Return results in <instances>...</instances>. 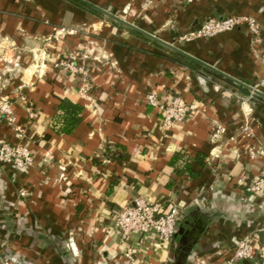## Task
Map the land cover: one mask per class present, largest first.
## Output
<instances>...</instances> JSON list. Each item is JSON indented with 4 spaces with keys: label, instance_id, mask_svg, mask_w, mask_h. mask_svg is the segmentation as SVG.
Listing matches in <instances>:
<instances>
[{
    "label": "crops",
    "instance_id": "crops-1",
    "mask_svg": "<svg viewBox=\"0 0 264 264\" xmlns=\"http://www.w3.org/2000/svg\"><path fill=\"white\" fill-rule=\"evenodd\" d=\"M234 16L255 18L259 35L244 25L180 40ZM59 28L74 33L54 42ZM42 49L48 68L38 77L32 52ZM71 55L84 73L50 66ZM204 64L249 86L264 80V0H0V102L16 117L11 126L0 114V144L24 145L33 157L28 169L0 167V231L28 233L14 234L13 261L125 264L131 250L143 264H221L256 232L259 248L264 197L248 189L264 175V99ZM151 93L195 110L164 128ZM63 101L82 107L70 134L61 131ZM218 125L224 134L213 144ZM141 196L182 208L171 245L122 239L117 217Z\"/></svg>",
    "mask_w": 264,
    "mask_h": 264
},
{
    "label": "built area",
    "instance_id": "built-area-1",
    "mask_svg": "<svg viewBox=\"0 0 264 264\" xmlns=\"http://www.w3.org/2000/svg\"><path fill=\"white\" fill-rule=\"evenodd\" d=\"M248 26L255 37L260 33L259 24L255 18L248 16H234L222 19H214L206 21L196 30L186 33L180 37L183 42H191L197 39H206L218 36L223 33L231 32L239 27ZM69 33H74L73 30L59 28L55 31L52 38L54 42L62 41ZM33 68L34 75L42 77L45 69L48 68V52L46 49L33 51ZM88 58L87 55L83 56ZM79 59L76 55H71L69 58L57 61L50 66L57 70H67L71 73H84V68L79 64ZM255 90L264 92V80L256 86ZM252 96L256 95L251 92ZM148 103L156 108L163 117V127H171L176 122L187 120L195 106L187 103L182 97L175 96L168 103H162L158 96L151 93L147 96ZM1 111L8 117L11 124L16 121L11 103L7 100L0 102ZM30 118H35L37 114L33 107H28ZM224 134V128L220 125L214 128L211 142L217 144ZM33 164V157L30 150L24 145H15L9 143L0 144V166L12 165L17 169H28ZM251 193L257 196L264 197V175L258 177L248 189ZM182 219V208L179 204L170 203L165 206L159 202H153L145 197H138L128 205L117 217V228L124 240L132 238L153 237L162 244L171 245L173 237L177 231L179 223ZM256 247L253 240L249 236L245 237L238 243L236 251L227 259L226 264H236L240 260L254 261ZM125 264H143L140 263L137 257L131 250L125 254Z\"/></svg>",
    "mask_w": 264,
    "mask_h": 264
},
{
    "label": "rangeland",
    "instance_id": "rangeland-1",
    "mask_svg": "<svg viewBox=\"0 0 264 264\" xmlns=\"http://www.w3.org/2000/svg\"><path fill=\"white\" fill-rule=\"evenodd\" d=\"M7 101H9V100H7ZM10 102V101H9ZM0 114L2 115V117H3V119H5V121L8 123V124H10L11 126L13 125V124H11L10 122H9V120H8V117H7V114L5 115L2 111H1V109H0ZM4 143H8V142H4ZM9 144H11V143H9ZM4 166H8V167H13L12 165H3V166H0V167H4ZM263 176V175H262ZM1 201H3L2 200V197H1ZM1 210V209H0ZM0 214H1V212H0ZM1 220V219H0ZM1 223V222H0ZM262 228H264V225L262 226ZM263 233L261 234V240H262V244L259 246V248L256 250V254H255V259H254V261L257 259V264H264V230L262 231ZM14 234H16V233H14V232H1L0 231V264H18L16 261H13V259H12V257H14L13 256V254H12V252L10 251V250H7V248L8 249H10L9 247V244H11L12 242H13V240H14ZM25 234H27L28 235V233H22L21 235L20 234H16V236H18V237H20V238H23L24 237V235ZM256 234H257V232H256ZM255 233L253 234V233H248V234H246L245 236H243L242 237V239H244L245 237H247V236H249L250 237V239L251 240H253V243H254V245H255V247L257 248V244H258V239H260V236H259V238L257 237V235H256ZM242 239H240V241L242 240ZM19 240V239H18ZM21 241H22V239H20ZM239 241V242H240ZM238 242V243H239ZM238 243L236 244V246L235 247H233V248H231V250H233L232 251V254L236 251V249H237V247H238ZM12 245V244H11ZM6 249V252H4V250ZM8 251V252H7ZM12 257H11V256ZM11 257V260L8 258V257ZM227 261V260H226ZM226 261L225 262H223V263H221V264H226ZM204 263H206V264H208L209 262L208 261H205V262H203V263H201V264H204Z\"/></svg>",
    "mask_w": 264,
    "mask_h": 264
},
{
    "label": "water",
    "instance_id": "water-1",
    "mask_svg": "<svg viewBox=\"0 0 264 264\" xmlns=\"http://www.w3.org/2000/svg\"><path fill=\"white\" fill-rule=\"evenodd\" d=\"M95 8L98 9L99 11H101L102 13H104L105 15H107L108 17H110V18L118 21L119 23L125 25L126 27H128V28H130V29H132L134 31H137V32H139V33H141V34L149 37L150 39H152V40H154V41H156V42H158V43L166 46L169 49H172V50H174V51H176L178 53H181V54H183V55L188 56L189 58H191L189 55L185 54L184 52H182L181 50H179L178 48H176L172 44L167 43V42H164L161 39H159V38H157V37H155L153 35H150L149 33H147L145 31L139 29L137 26H135V25H133V24H131V23H129V22H127V21L119 18V17H116L115 15H112V14H110L109 12H107L105 10H102L100 8H97V7H95ZM204 66L206 68L210 69L211 71L215 72L216 74L222 76L223 78L227 79L228 81H230L232 83H235V84H237V85H239V86L247 89L250 92H254L258 97H261V98L264 99V92L259 91V90H255L253 86L246 85L245 83L239 81L238 79H235V78H233V77H231L229 75H226V74L218 71L217 69H215V68H213V67H211L209 65L204 64ZM236 264H256V263L254 261H250V260H240Z\"/></svg>",
    "mask_w": 264,
    "mask_h": 264
},
{
    "label": "trees",
    "instance_id": "trees-1",
    "mask_svg": "<svg viewBox=\"0 0 264 264\" xmlns=\"http://www.w3.org/2000/svg\"><path fill=\"white\" fill-rule=\"evenodd\" d=\"M61 111L63 112V127L61 129L62 132L70 134L77 128V126L81 122V112L82 107L77 104H74L70 101H63L60 106ZM178 158V156L176 157ZM201 163V161H200ZM186 170L190 173L191 167L188 165L186 166Z\"/></svg>",
    "mask_w": 264,
    "mask_h": 264
}]
</instances>
